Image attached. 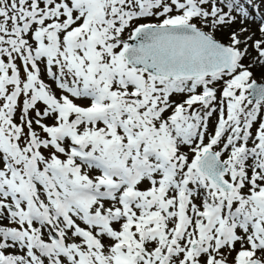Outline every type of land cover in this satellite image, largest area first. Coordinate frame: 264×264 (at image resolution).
<instances>
[{
  "label": "snow or ice",
  "instance_id": "obj_1",
  "mask_svg": "<svg viewBox=\"0 0 264 264\" xmlns=\"http://www.w3.org/2000/svg\"><path fill=\"white\" fill-rule=\"evenodd\" d=\"M0 264H264V0H0Z\"/></svg>",
  "mask_w": 264,
  "mask_h": 264
}]
</instances>
